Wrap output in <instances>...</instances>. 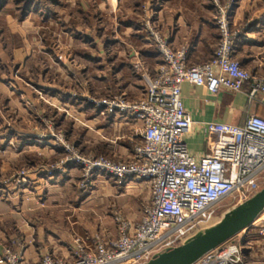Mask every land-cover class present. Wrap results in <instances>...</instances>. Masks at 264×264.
<instances>
[{
  "label": "crops",
  "instance_id": "0c3cea01",
  "mask_svg": "<svg viewBox=\"0 0 264 264\" xmlns=\"http://www.w3.org/2000/svg\"><path fill=\"white\" fill-rule=\"evenodd\" d=\"M21 3L22 0H0V23L16 27L13 31L19 29L21 40L24 38L22 45L14 46L12 54H7L8 63L10 60L21 63L25 70L35 65L32 52L24 45L31 38L41 43L40 46L48 38L55 39L56 45L53 50L49 46L50 52L41 51L43 57L37 68L40 81L9 82L6 87L12 89L14 96L10 100H20L31 113V104L41 111L50 110L57 126L67 136H76L81 126L76 122L85 120L88 126L91 125L83 133L86 142L90 143L91 138L96 139L92 140L94 143L101 141L99 149L95 145L89 149L115 160L132 154L140 141L142 123L110 114L103 106L87 103L85 97L88 95L80 96L75 82L87 88L90 95L97 83L102 90L100 96L104 98L120 94L131 99L145 96V76L154 75L160 60L142 26L144 8L154 13L156 24L175 47L188 50L189 64L208 61L219 39L215 25L216 7L212 0H32L40 11L25 17L17 10ZM230 14L232 28L240 32L234 58L255 77L264 78V0H235ZM106 20L118 31L113 28L102 33L99 26ZM50 74H53V80L48 77ZM247 89V86L244 92L222 89L213 94L206 85H182L183 102L193 119L186 142L196 157L209 151L199 129L202 122L243 125L250 114L264 118V104L250 103ZM36 118L41 124L42 116ZM35 134L25 133L24 137L30 140L29 136ZM20 135L15 130L9 132V136ZM25 143L21 151L18 150L21 155L31 149L29 142ZM61 152L52 149L45 154L51 160L55 153ZM33 165L36 168L33 173L29 172L32 182L27 187L15 190L0 185V258L10 247L23 254L25 264H39L46 253L66 256L67 248L74 246L78 238L89 242L98 227L116 235L108 212L100 211L105 205L109 207L110 202L103 199L102 204H96L97 200L92 201L94 197L82 199L74 193H66V189H70L67 186H73L75 181L76 167L69 166L62 172L50 174L47 172L49 165ZM119 197L123 211L137 222L143 206L138 202L148 203L150 190L145 183L130 181L124 184ZM242 238L252 244V249L244 252L247 261L264 263L257 232L246 231Z\"/></svg>",
  "mask_w": 264,
  "mask_h": 264
},
{
  "label": "built area",
  "instance_id": "2783aa9c",
  "mask_svg": "<svg viewBox=\"0 0 264 264\" xmlns=\"http://www.w3.org/2000/svg\"><path fill=\"white\" fill-rule=\"evenodd\" d=\"M212 1L219 39L213 56L202 64H189L188 50L175 47L156 24L154 13L143 9L142 26L160 60L154 75L145 76V96L129 99L121 94L96 102L110 114L142 123L141 141L132 154L114 160L70 151L72 155L47 171L53 174L69 166L80 168L84 186L100 175L124 184L146 183L150 198L142 206L140 220L117 214L116 237L103 230L94 234L90 243L76 240L66 256L46 253L39 264H144L206 230L221 201L233 196L243 203L264 186L263 117L250 114L243 125L202 122L199 129L209 151L199 157L186 142L193 119L182 98L185 83L206 85L213 94L222 89L244 92L247 86L248 101L264 104V78L255 77L234 58L240 32L232 28L229 10L221 0ZM261 214L248 229L193 264H254L244 254L252 249L251 241L241 240L246 231L257 232L264 258V220L260 221L264 212ZM2 263L25 264V259L8 247L0 258Z\"/></svg>",
  "mask_w": 264,
  "mask_h": 264
},
{
  "label": "rangeland",
  "instance_id": "374dc122",
  "mask_svg": "<svg viewBox=\"0 0 264 264\" xmlns=\"http://www.w3.org/2000/svg\"><path fill=\"white\" fill-rule=\"evenodd\" d=\"M221 2L228 8L229 13H231L235 0H221ZM15 28L16 27L3 26V24L0 23V185L6 187L10 186L12 188H15V190H19L23 189V187H27L30 182H32L28 176L29 172L31 171V173H33L32 170L36 168V166H34L33 164L37 165V167H44L47 165H49L48 167L57 166V164L60 163L61 160H65L67 157L72 155L70 151L78 152V154L82 155H104L92 152L90 150L92 149V145L97 146L98 148L96 149H99L101 145L98 144H100L101 141L94 143L92 140L96 139L91 138L90 143L86 142L87 138L83 137V133L84 131H86L85 129H89L91 125L88 126L85 120L76 122L81 124V126H79L80 129L77 131L78 134L76 136H67L65 132L57 126L54 119V113H51L50 110L41 111L38 110L34 104H31L29 105L30 108H32L33 110L31 113L28 112L29 108L25 106L24 103L20 102V100H10V98H13L14 96L12 95V89H7L6 87L9 82H11L12 80L19 82L26 80L27 83H35L36 81H40L38 79L39 71L37 70V68L39 67V64L41 62L40 59H42L43 57V53L41 54V51L50 52V48H52L53 50L56 45L55 39L52 40L48 38L46 43L42 44L41 47V43H38L31 38V40H26L24 45L28 47L30 52H32L33 57L31 59L35 60V65L32 68L27 67V69L25 70V67H23L21 63H13L12 60H10V62L8 63L7 54H12L11 52H13V47L22 45V41H24V38H22L21 40V37L19 35L21 31L19 29H16L17 32L13 31L15 30ZM99 28L103 31L102 33L107 32L108 30H111L113 28H115V31H118L116 26L113 23H110L108 20H106L105 23L100 24ZM43 48L45 50H43ZM47 72L48 74L50 73L49 71ZM51 76H53V74L48 75L49 78ZM53 79L54 78L51 77V80ZM75 83L76 85H78L77 91H79L80 96L88 95L87 97H85V100L87 101V103L93 104L92 106H95L97 104L96 102L99 100H109L113 98H104L100 96L102 94V90L100 87H98L97 83L94 86V93H92V95L87 94V88L82 87L77 81ZM35 91L39 94L37 90ZM95 92L98 94H96ZM126 97L129 98L128 96ZM49 106L53 107L52 105ZM90 112L92 113V111ZM36 116H42L40 120L42 122L41 124L39 121H37ZM12 130H15L21 135L19 137L9 136V132ZM34 130H38L36 131V134L33 133ZM25 133L35 135H30L29 138L31 139L27 140L28 137H24ZM140 137L141 136L139 135L138 140L141 141ZM140 141H138V143ZM25 142H29V148L31 149H27L29 151L21 155L19 152L21 151V146ZM52 149H60L62 152L60 154L55 153V157L50 160V158L45 154V152L51 151ZM122 159L125 158H117L116 160ZM31 161H33V163H31ZM77 170L78 171L75 177V181L73 182V186H67L70 189H66V193H74L76 195H79V197L81 196L82 199L90 196L92 198L94 197L93 200H91L93 202L97 200L95 202L96 204H102L103 199H106L108 202H110L109 207L105 205L104 208H99L100 211H102L103 213L108 212L116 227V235L113 236L111 232L102 229L101 227H98L95 230L94 234L105 230L107 233L110 234V237H116L118 235V225L115 221L116 215L120 214L121 216H124L128 219H132L128 217L125 211H123V203H119L118 201L120 198L119 196L122 194V191L124 189V183H120L118 180L110 176L100 175L96 176V179H94L91 184L84 186L82 180L83 174L80 168H77ZM138 203H142L144 205L143 201H139ZM240 204L242 203H239L238 199H235L233 196L221 201L214 209L215 212L213 213V219L210 223H208L206 229H210L216 224L220 223L222 215L225 212L231 210L232 208ZM263 220L264 216L260 217V221ZM92 238L93 236L91 237V239ZM91 239L88 240L89 243ZM78 240L88 243L82 237L81 239L78 238ZM236 242L240 243L241 240L237 238Z\"/></svg>",
  "mask_w": 264,
  "mask_h": 264
},
{
  "label": "water",
  "instance_id": "95a60500",
  "mask_svg": "<svg viewBox=\"0 0 264 264\" xmlns=\"http://www.w3.org/2000/svg\"><path fill=\"white\" fill-rule=\"evenodd\" d=\"M263 210L264 186L248 200L225 212L220 223L179 246L159 252L144 264H193L209 251L248 229Z\"/></svg>",
  "mask_w": 264,
  "mask_h": 264
},
{
  "label": "trees",
  "instance_id": "16d2710c",
  "mask_svg": "<svg viewBox=\"0 0 264 264\" xmlns=\"http://www.w3.org/2000/svg\"><path fill=\"white\" fill-rule=\"evenodd\" d=\"M21 5L22 6L17 9L19 11L21 17H25L28 14H30L31 12L36 13V12L40 11L38 9V6L33 5L32 0H22Z\"/></svg>",
  "mask_w": 264,
  "mask_h": 264
},
{
  "label": "bare ground",
  "instance_id": "6f19581e",
  "mask_svg": "<svg viewBox=\"0 0 264 264\" xmlns=\"http://www.w3.org/2000/svg\"><path fill=\"white\" fill-rule=\"evenodd\" d=\"M263 212H264V211H262L261 213L263 214ZM262 214H261V215H262Z\"/></svg>",
  "mask_w": 264,
  "mask_h": 264
}]
</instances>
